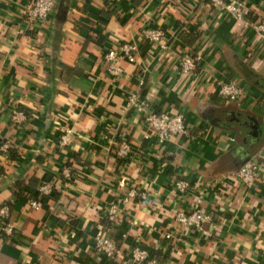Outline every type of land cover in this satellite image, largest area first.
Segmentation results:
<instances>
[{"label": "crops", "instance_id": "0c3cea01", "mask_svg": "<svg viewBox=\"0 0 264 264\" xmlns=\"http://www.w3.org/2000/svg\"><path fill=\"white\" fill-rule=\"evenodd\" d=\"M29 1L0 0V143L10 149L0 152V206L10 203L13 230L5 235L0 221V264H131L137 246L158 264H264V184L246 189L232 177L249 159L264 162V39L204 0H57L44 25L27 28ZM240 1L264 16V0ZM146 28L163 32V51L142 38ZM120 43L137 52L113 80L103 55ZM193 48L196 70L182 75L178 61ZM234 80L245 90L229 102L216 86ZM142 108L181 114L186 131L163 144L145 139ZM11 109L28 115L19 129ZM256 125L262 143L248 157L237 130L252 143ZM66 128L70 142L59 148ZM122 139L127 161L115 156ZM177 180L192 189L177 193ZM44 183L51 190L42 197ZM193 187L211 216L203 232L173 220L189 210ZM130 188L145 198L107 216ZM99 232L113 240L114 258L94 250Z\"/></svg>", "mask_w": 264, "mask_h": 264}, {"label": "built area", "instance_id": "2783aa9c", "mask_svg": "<svg viewBox=\"0 0 264 264\" xmlns=\"http://www.w3.org/2000/svg\"><path fill=\"white\" fill-rule=\"evenodd\" d=\"M215 10L226 12L230 14L235 20L242 22L244 29H251L259 34L260 38L264 39V17L259 21H249L246 16L250 13V8L245 2L240 0H204ZM57 0H30L24 8L23 20L27 28L33 26L44 25L56 4ZM142 38L149 44H155L158 50L163 51L166 45L162 42L163 32L158 28H146L141 33ZM137 52V46L134 43H120L116 47L108 49L103 58L106 62V72L113 79L116 80L122 74L119 61L123 60L128 63L135 62V54ZM199 55L190 57L185 55L178 61L180 73L182 75L192 76L196 70V62L199 60ZM244 87L240 81L234 80L229 82H219L216 86V93L228 100L229 102H235L243 93ZM134 102V98L131 99ZM144 110L143 123L146 128L145 139L154 137L158 144H163L173 136L184 133L185 124L183 116L181 114H166V113H155ZM10 125L19 129L27 121L28 115L23 110L11 109L9 111ZM72 131L69 128L64 129L61 132L57 140L59 148L66 146L70 142ZM9 145L7 142L0 143V152L7 153ZM132 153L130 144L126 140H120L116 143L115 156L119 160L127 161ZM60 177L64 181L71 179L70 170L67 166L62 165L59 169ZM232 177L235 181L243 185L246 189H252L256 186V183L264 184V162L249 159L244 162L240 167L233 173ZM68 185V183H66ZM174 190L179 194H184L192 188L189 182L186 180H177L173 183ZM196 191L195 200L189 206L188 211L179 210L174 213L173 220L177 226L181 229H195L203 232V226L210 222L211 216L206 213L201 206V198L203 195L202 190H198L193 187ZM51 185L44 183L39 186L38 192L42 196L50 194ZM145 198L144 192H139L134 188H130L117 202L110 203L106 208L105 213L107 216H112L120 211L122 204L128 202L131 199ZM29 205L33 209H39L42 207L41 200H31ZM8 217V206L3 204L0 206V221L1 230L5 235L12 234V226L7 221ZM165 238H170L171 234L166 233ZM92 246L94 250L112 259L118 254L113 240L105 235L103 232H99L93 238ZM127 260L131 264H158V261L150 256L149 252L141 247H132L127 252Z\"/></svg>", "mask_w": 264, "mask_h": 264}, {"label": "trees", "instance_id": "16d2710c", "mask_svg": "<svg viewBox=\"0 0 264 264\" xmlns=\"http://www.w3.org/2000/svg\"><path fill=\"white\" fill-rule=\"evenodd\" d=\"M264 17V16H263ZM263 17H257V16H255V15H252V13L250 12L247 16H246V19L247 20H249V21H259L261 18H263ZM184 39V38H183ZM182 38H181V41H184V42H186V44L188 43V44H190V40H187V41H185V40H183ZM188 44L186 45V46H188ZM196 48H197V46H196ZM196 48H193V50H190V51H188V55L190 56V57H195V55H196ZM244 114H241V116H243ZM240 128V127H239ZM252 129H254V133H253V140H252V143H250V135L247 133L246 134V132L245 131H239V130H237V133H239L240 135H241V137L243 136V138H242V145H244L245 146V148H244V152L246 153V155L249 157L252 153H253V151L258 147V145H259V147L261 146V143H262V139H260L261 137H260V130H259V128H258V126L256 125V126H254V127H252ZM241 137H240V140H241ZM251 144V145H250ZM10 151V149L8 148V150H7V153L6 154H8V152ZM2 153V152H1ZM5 153H3V155H6ZM238 168V167H237ZM236 168V169H237ZM235 169V170H236ZM44 181H46V182H48L49 180L48 179H45V180H43V182ZM33 182V181H32ZM36 182V181H35ZM21 184H19L18 183V185H17V187H18V189H19V191H23V187L24 186H20ZM14 199H17V197L19 196L18 195V191L15 193L14 192ZM43 197V196H42ZM40 200H42V198L40 199ZM43 203V202H42ZM8 205V207L10 206V203H8L7 204ZM150 254V253H149ZM150 256H153V254H150Z\"/></svg>", "mask_w": 264, "mask_h": 264}]
</instances>
